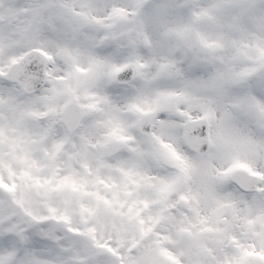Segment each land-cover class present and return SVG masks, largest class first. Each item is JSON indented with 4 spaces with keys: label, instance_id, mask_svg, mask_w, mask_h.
<instances>
[{
    "label": "snow or ice",
    "instance_id": "6c2138e0",
    "mask_svg": "<svg viewBox=\"0 0 264 264\" xmlns=\"http://www.w3.org/2000/svg\"><path fill=\"white\" fill-rule=\"evenodd\" d=\"M0 264H264V0H0Z\"/></svg>",
    "mask_w": 264,
    "mask_h": 264
}]
</instances>
